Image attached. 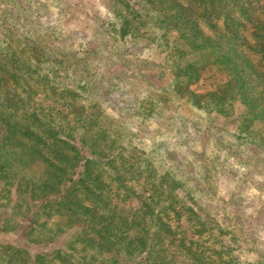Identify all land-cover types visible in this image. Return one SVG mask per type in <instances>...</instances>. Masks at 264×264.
Instances as JSON below:
<instances>
[{"label": "rangeland", "instance_id": "obj_1", "mask_svg": "<svg viewBox=\"0 0 264 264\" xmlns=\"http://www.w3.org/2000/svg\"><path fill=\"white\" fill-rule=\"evenodd\" d=\"M127 4L141 10L146 3L0 0V45L5 40L25 48L32 43L22 55L26 58L35 48L40 67L49 64L60 85L76 89L78 101L97 110V123L116 139L122 184L137 193L146 194L143 188L151 184L165 190L160 204L179 206L182 213L177 221L167 209L169 225L174 232H181L179 222L187 233L199 231L192 237L204 264H264V122L239 131L237 106L224 116L193 104L190 94L214 89L221 72L206 65L197 80L186 82L187 74L177 71L172 29L146 14L134 21L139 25L125 26ZM61 96L58 101L69 98ZM6 198L0 181V264H8L4 253L10 246H22L26 238L21 231L28 224L26 217L6 208ZM188 206L195 216L184 209ZM37 222L54 233L52 221L38 216ZM71 228L51 246L27 237L24 247L31 257L46 252L44 264H133L138 259L113 248L83 250L81 244L73 245L70 257L49 255L52 248L68 246L74 238ZM18 257L12 264H22Z\"/></svg>", "mask_w": 264, "mask_h": 264}, {"label": "trees", "instance_id": "obj_2", "mask_svg": "<svg viewBox=\"0 0 264 264\" xmlns=\"http://www.w3.org/2000/svg\"><path fill=\"white\" fill-rule=\"evenodd\" d=\"M141 1L146 3L142 11L130 4L123 10L125 26L133 28L146 14L172 29L177 71L187 74L186 82L197 80L206 65L221 72L214 89L190 94L193 104L224 116L237 106L239 131L264 122V0ZM26 48L6 40L0 45V181L6 208L28 222L21 231L26 238L22 246L8 242L12 246L5 261L12 264L20 255L22 264H44L48 254L36 251L31 257L24 247L27 237L31 243L49 244L70 226L74 238L49 255L70 257L73 245L81 244L83 250L133 254L138 257L133 264H204L192 237L199 231L187 233L179 222L181 232H174L169 225L166 210L179 221V206L160 204L166 192L153 184L143 188L146 194L122 184L116 139L97 123V110L81 104L76 89L60 85L49 64L40 67L35 48L25 58ZM62 93L69 98L58 101ZM111 181L118 187H108ZM184 209L195 216L190 206ZM38 216L52 221L54 233L37 222ZM54 217L62 221L54 223ZM100 256L102 261V252Z\"/></svg>", "mask_w": 264, "mask_h": 264}]
</instances>
